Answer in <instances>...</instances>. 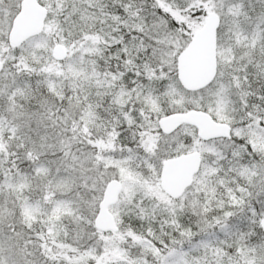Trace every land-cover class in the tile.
Segmentation results:
<instances>
[{
  "label": "snow or ice",
  "instance_id": "6c2138e0",
  "mask_svg": "<svg viewBox=\"0 0 264 264\" xmlns=\"http://www.w3.org/2000/svg\"><path fill=\"white\" fill-rule=\"evenodd\" d=\"M0 264H264V0H0Z\"/></svg>",
  "mask_w": 264,
  "mask_h": 264
}]
</instances>
